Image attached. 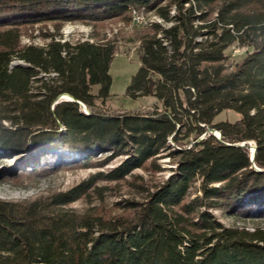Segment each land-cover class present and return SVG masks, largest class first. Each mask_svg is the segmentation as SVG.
I'll return each mask as SVG.
<instances>
[{
	"label": "trees",
	"instance_id": "16d2710c",
	"mask_svg": "<svg viewBox=\"0 0 264 264\" xmlns=\"http://www.w3.org/2000/svg\"><path fill=\"white\" fill-rule=\"evenodd\" d=\"M218 1L0 0L1 152L30 145L40 159L54 153L85 161L109 150L127 156L108 175L116 180L169 148L168 137L177 141L179 129L194 132V140L207 135L176 153V169L143 201H126L114 215L63 210L82 185L46 200H0V264H264V230L226 227L211 213H264V171L252 167L248 147L233 145L254 141V164L264 170V0H225L207 21L202 9ZM143 8L168 25L155 23L139 36L140 66L127 94L154 97L162 109L110 116L84 114L72 101L54 104L62 94L89 108L109 99L115 43L49 34L43 46L22 45L21 27L132 18ZM233 44L252 50L227 72L225 51ZM34 82H41L36 92ZM225 110L239 119L215 123ZM197 179L201 195L191 198Z\"/></svg>",
	"mask_w": 264,
	"mask_h": 264
},
{
	"label": "rangeland",
	"instance_id": "374dc122",
	"mask_svg": "<svg viewBox=\"0 0 264 264\" xmlns=\"http://www.w3.org/2000/svg\"><path fill=\"white\" fill-rule=\"evenodd\" d=\"M168 1L161 0V4L164 5ZM224 1H218L210 9H202L201 12L208 13L207 21L216 16V10ZM143 10L147 19L146 24L138 25L132 22L131 16L130 18L129 16H121L99 22H67L56 29L54 22L45 21L21 27L20 41L22 45L31 43L36 46H43L49 41L46 35L54 34L56 39L71 43L85 40L114 42L116 54L109 67L110 97L104 102L99 99L95 100L94 105L90 108L82 103L85 108L79 105L81 111L84 114L92 111L110 116L151 114L155 109L161 110V104L151 96L132 98L127 94V88L140 66L139 36L148 33L151 25L155 23L165 26L168 24L159 17L155 10L145 8ZM201 12H196V14ZM173 14L174 9L172 8L170 15ZM203 23L205 22L198 21L196 25ZM200 40L201 37H198L197 41ZM238 49H244V51L236 52ZM246 50L251 51L252 49L245 45L233 44L225 51L227 58L224 61V67L227 72L232 71L242 61ZM15 62L18 60L12 61V63ZM41 76L44 78L43 73L38 75V77ZM53 76L50 74V77L46 76L45 78L49 79ZM40 83H33V92L37 91L36 87ZM98 88L97 85L93 86L91 93L97 94ZM59 97H57L58 101L67 100L65 96L63 99ZM238 119L237 113L232 110H225L214 118V122H234ZM2 124L6 127L10 125L6 121H2ZM58 131L64 133L65 128L61 125ZM179 131L177 141L168 137L169 148L161 151L157 157L147 160L141 167L132 170L123 178L116 180L108 179V175L120 166L127 156L109 150L96 152L85 161L76 157L62 159L54 153H49L40 159L34 155V149L30 145L27 146L25 152L6 154L0 151V200L11 203L31 202L36 199L46 200L53 194L66 193L82 185L83 192L70 203L62 206L63 210L79 215L91 213L114 215L121 211L120 209L126 201H143L148 193L158 188L176 169L178 161L176 153L189 148L196 141L207 136L204 132L197 140H194V132L188 133V129H179ZM215 135H218L217 132ZM249 142L256 145L252 140ZM200 183L201 179H197L192 184L189 190L191 198L201 195ZM211 213L226 227H244L250 231L255 228L264 230V213L261 215L260 212L253 215L230 214L225 209H214L211 210Z\"/></svg>",
	"mask_w": 264,
	"mask_h": 264
},
{
	"label": "water",
	"instance_id": "95a60500",
	"mask_svg": "<svg viewBox=\"0 0 264 264\" xmlns=\"http://www.w3.org/2000/svg\"><path fill=\"white\" fill-rule=\"evenodd\" d=\"M12 65H13V66H17V65L22 66V65H24V64H23L22 61H18V62L12 63ZM62 95H63V94H62ZM62 95H60V97H59L60 99H61ZM67 95H68V94H67ZM68 96L71 98V100H68V99H67L66 101L76 102V103H78L80 106H82V107L85 108V106L82 104V102L75 100V99H74L73 97H71L70 95H68ZM63 98H65V97H62V99H63ZM57 102H59L58 99H57ZM206 132L212 134V135H213L214 137H216L217 139H220V138H221V133H220L219 131H217L215 128H208ZM215 132H218L219 135H218V136L215 135ZM233 145H234V146H240V147H248V149H249V161L251 162L252 167H253L255 170L259 171V172L264 171L263 169H259L258 167H256V165L254 164V156H255V152H256V145H254V144L252 145V143L249 142V141H244V142H240V143H234Z\"/></svg>",
	"mask_w": 264,
	"mask_h": 264
},
{
	"label": "bare ground",
	"instance_id": "6f19581e",
	"mask_svg": "<svg viewBox=\"0 0 264 264\" xmlns=\"http://www.w3.org/2000/svg\"><path fill=\"white\" fill-rule=\"evenodd\" d=\"M136 11L139 13V15H144V20H135V23L138 24V25L146 24V23H147V19H146V17H145L144 10H136ZM131 15H132V16L135 15V9L132 10ZM62 97H64V95H63ZM68 100H69V99H68ZM217 134L219 135L218 132H217ZM218 135H217V136H218Z\"/></svg>",
	"mask_w": 264,
	"mask_h": 264
},
{
	"label": "built area",
	"instance_id": "2783aa9c",
	"mask_svg": "<svg viewBox=\"0 0 264 264\" xmlns=\"http://www.w3.org/2000/svg\"><path fill=\"white\" fill-rule=\"evenodd\" d=\"M135 20H144V15H139V13L135 10V15L132 16V22L135 23ZM244 51V49L242 50H237L236 52H242Z\"/></svg>",
	"mask_w": 264,
	"mask_h": 264
}]
</instances>
